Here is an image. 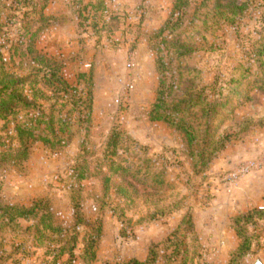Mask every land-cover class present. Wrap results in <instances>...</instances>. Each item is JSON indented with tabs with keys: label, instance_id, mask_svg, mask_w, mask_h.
Instances as JSON below:
<instances>
[{
	"label": "rangeland",
	"instance_id": "rangeland-1",
	"mask_svg": "<svg viewBox=\"0 0 264 264\" xmlns=\"http://www.w3.org/2000/svg\"><path fill=\"white\" fill-rule=\"evenodd\" d=\"M14 1L17 0H3L0 4V53L15 73L28 76L34 68L33 57L23 56L22 44L27 43L30 37L20 32L19 26L6 27ZM72 1L74 5L70 0H57L50 4L46 15L61 23L49 26L45 32L41 20H30L29 35L38 31L42 33L36 43L38 53L62 63L63 77L71 86L76 87L79 75L92 73L91 123L81 125L77 122L71 130L69 146L57 153L41 144L32 146L29 160L21 165L19 171L1 163L4 149L0 148V204L25 208H31L38 201L47 204L56 225L67 233L60 239L55 238V243L79 237L75 264H83L79 260L84 247L82 238L89 231L97 230L100 224L104 234L96 250L95 264H126L131 261L146 264L150 252L158 255V264H167L168 256L174 251L170 248L172 243L179 245L178 251H182L172 264H182L184 249L192 253L198 248L194 218L218 199L220 188H226L227 195L233 197V204L239 203L241 208L237 217L254 210L264 211V87L255 84H263L264 68L260 63H247L246 60L247 44L257 40L254 32L264 31V21L261 26L259 24L263 19L264 2L253 1L246 22L235 29V24L233 27L221 26L216 21H210L206 26L205 6L213 9L216 0H183L179 7L184 15L174 11L180 0H106L105 17H112L116 22L111 23L110 33L102 32L98 35L101 37H95L89 27L80 28L81 21L75 13L80 6L75 5L76 1L82 3V0ZM84 1L88 3L91 0ZM43 2L34 0L39 6ZM174 40L194 47L196 53L183 56L179 51V54L168 49L166 52L165 42ZM159 48L163 54L158 53ZM161 55L169 70L165 68L166 86L178 87L179 80V91L175 95L171 93L174 98L188 93L196 95L215 83L216 90L208 89L211 97L223 91L222 101L226 106L211 119V124L214 123L213 127L217 129V140H223L224 145L217 148V153H210L205 168L195 167L190 151L177 131L150 119L163 73L158 64ZM132 60L134 67L128 68ZM247 69H250V74L247 80H243L242 74ZM190 89L193 91L189 92ZM217 98L212 97L211 101ZM202 116L198 111L193 119H201ZM193 123L196 126L197 122ZM200 123H205V120ZM114 131L122 136L123 142L118 150L125 152L122 159L128 160L127 166L138 171L152 161L157 170L164 173L162 175L170 187L161 191L142 187L137 179L135 182L128 180L139 196L134 210L126 211L125 220H119L112 213L117 209L116 204H121L115 196L105 200L107 206L103 210L96 205L93 198L99 194L100 182L83 183V191L79 194H76V189L72 190V168L86 160L94 163L98 157H88L87 153L99 152ZM0 138H6L4 133L0 132ZM4 143L9 142L0 141V144ZM250 164H256L257 169L231 184L229 176L238 174ZM117 180L118 184L123 182V179ZM74 196L80 198L78 220L73 211ZM150 218L157 220L155 224L151 221L142 225L151 226L135 225ZM181 220L179 231L171 229L166 232L168 221L176 223ZM79 221L80 226L76 227ZM35 224L21 221L17 224L20 229L15 230L16 225L6 229L0 222V264L52 262L53 258L45 254L54 252L56 246L42 242L45 245L40 247L23 234ZM254 224L249 228L240 225L246 231L245 237L252 241V256L235 264H249L255 260L264 264V220H255ZM32 233L35 234L34 231ZM46 236L51 237L52 233ZM231 243L234 245L235 239ZM68 261L66 256L58 264H67Z\"/></svg>",
	"mask_w": 264,
	"mask_h": 264
},
{
	"label": "trees",
	"instance_id": "trees-1",
	"mask_svg": "<svg viewBox=\"0 0 264 264\" xmlns=\"http://www.w3.org/2000/svg\"><path fill=\"white\" fill-rule=\"evenodd\" d=\"M56 1L44 0L43 5L39 6V4L34 3V0H17L12 3L9 9L10 14L6 27L19 26V31L27 33L26 36L30 37L27 43L22 44V53L23 56L33 57L32 62L34 65L31 74L20 76L14 72V68L7 63L3 54L0 53V132L4 133L6 137L0 138V141L9 142L8 144H0V148L4 149L3 154H1V163L9 166L13 171L21 170V165H24L29 160L30 149L34 145L41 144L51 151H56V153L68 147L72 140L71 130L74 125L77 122L81 125H89L93 116L92 73L79 75L76 87L71 86L63 77L64 65L55 59L38 53L36 43L42 33L40 34V31H38L32 36L29 35L30 20H41L42 24H44L45 28H43V31L45 32H47L46 30L49 26L61 23L56 22V19L51 16L48 17L45 12L50 4ZM70 1L74 5V2ZM253 1L255 0H216L213 9L206 5V26L210 25V21H216L215 23L221 26L233 27L235 24V29L236 27H241L251 12V7L254 5ZM261 1L264 2V0ZM2 2L3 0H0V4ZM105 2L106 0H91L88 3H85L84 0H82V3L76 1L75 6H80V9L75 12L81 21L80 28L88 29L89 27L95 37H101L98 35L102 32L107 31V33H110L111 23L116 22V19L112 17L109 19L105 17L107 12ZM183 3V0L176 3L174 8L176 14H183L182 9L179 7ZM1 14L2 9L0 7V18ZM261 15L263 19L259 23L260 26L264 21V13ZM254 37H257V40L250 41L247 44L246 60L247 63L251 61L260 63L261 67L264 68V31L261 33L254 32ZM164 47H166V52L167 49L175 53L179 51L183 56L185 54L191 56L197 51L194 47L187 46L179 40L169 43L165 42ZM157 50L159 54H163L160 48ZM159 58L158 64L161 72L163 68V73L160 75L158 97L150 114V119L153 122L164 123L177 131L183 137L195 167L205 168L208 157L211 155L210 153L212 151L217 153L219 151L217 148L224 145L223 140H217V129H214V123L211 124V119L220 114L226 106V103L222 101L223 91L216 92L212 96L218 97L217 102L211 101L212 97L209 94L211 91L208 90H213L217 83L204 87L196 95L188 93L182 95V97L174 98L171 93L175 95L179 91V80L178 87H175V85L166 86L167 80L164 78L165 68L167 71L169 70L167 69L168 66L164 64L162 55ZM177 74L179 75V73ZM249 74L250 69L245 70L242 74V79L247 80ZM236 83L238 84L239 82L237 81ZM262 83L255 82L256 85L264 87V80H262ZM164 85L167 88L163 89ZM80 87L83 89H78ZM168 90H170V94ZM192 91L193 89L189 90V92ZM198 111L203 114L202 118L193 119V116ZM202 119L205 120L203 124L200 123ZM194 121L197 122L196 126L193 123ZM200 130L203 132L200 133ZM121 142H123V139L120 132L114 131L99 152L96 154L87 153L88 157H93L94 155L98 157L94 163L86 160L83 164H76L71 171L74 181L72 190L76 189V194L83 191V183L100 182L99 194L93 198L96 201V205L100 206V210H103L107 206L105 200H111L115 196L121 204H116L117 209L112 210V213L119 220H125L126 211L134 210L136 207L135 200L139 196L135 187L128 180L135 182V179H137L138 185L145 188L153 187L161 191H167L170 187L162 175L164 173L160 170L158 171L152 161H149L144 169L140 168L138 171L131 166H127L128 160L122 159L125 152L122 153L118 150ZM1 167L0 165V170ZM140 175L142 176L141 180ZM117 179H123V182L118 184ZM78 196L72 197L76 220L79 219L78 213L80 211V198ZM43 204V201H38L31 208H25L20 205L6 206L5 204H0V222L6 229L16 225L15 230L20 229L17 224H20L21 221H26L27 223L35 222L34 226H31L23 233L24 236L34 240V244H40V247L45 245L42 242H47L57 248L54 252H46L45 254L46 257L49 255L53 258L52 262L42 261V264H58L66 256L69 257L67 264H75L78 260L75 252L79 245V237L75 236L67 241L55 243V238L60 239L67 233L63 231L61 226L56 225L55 217L50 212L49 206ZM157 204L155 205L157 206ZM117 212L119 216H117ZM255 220L263 221L264 211L254 210L246 216L237 217L233 220L232 229L241 243L238 245L237 250L230 255V264H235L236 261L252 256V241L245 237L246 231L244 227L240 228V225L244 224L245 228H249L255 226ZM151 221L156 222L157 220L150 218L145 221H139L135 225L142 226L144 223ZM79 226L80 221L76 227ZM48 233H52V236H46ZM103 234V226L100 224L97 230L89 231L82 238L84 247L79 260L83 264H95L97 262L96 250ZM172 245V247L170 245V248L174 249V251L168 256L167 264L174 263V259L181 251H178L179 245L177 246L174 243ZM165 253L168 254L167 251ZM198 253L197 249L192 253L187 248L184 249L181 263L195 264L199 258ZM25 255L28 256L27 254ZM157 261L158 255L155 252H150V259L146 264H158ZM126 264L140 263L131 261ZM236 264H239V262Z\"/></svg>",
	"mask_w": 264,
	"mask_h": 264
},
{
	"label": "crops",
	"instance_id": "crops-1",
	"mask_svg": "<svg viewBox=\"0 0 264 264\" xmlns=\"http://www.w3.org/2000/svg\"><path fill=\"white\" fill-rule=\"evenodd\" d=\"M218 193V199L207 210L200 212L193 221L199 242L197 244L199 258L195 264H228L230 255L237 250L239 245L238 238L232 229V222L238 216L241 207L238 206L239 203L233 204V197L227 195L225 187L220 188ZM182 221L176 223L168 221L166 232L171 229L173 232L178 230ZM172 231L170 233H173ZM233 239L236 241L234 245L231 243Z\"/></svg>",
	"mask_w": 264,
	"mask_h": 264
},
{
	"label": "built area",
	"instance_id": "built-area-1",
	"mask_svg": "<svg viewBox=\"0 0 264 264\" xmlns=\"http://www.w3.org/2000/svg\"><path fill=\"white\" fill-rule=\"evenodd\" d=\"M133 67H134V64H133V60H132V63L128 66V68H133ZM128 87L130 88L129 85H128ZM257 167L258 166L256 164H250L249 166L242 168L238 174L230 175L229 176L230 177L229 178L230 183L234 184L238 178H242V177L247 176L251 171H253L254 169H257Z\"/></svg>",
	"mask_w": 264,
	"mask_h": 264
},
{
	"label": "water",
	"instance_id": "water-1",
	"mask_svg": "<svg viewBox=\"0 0 264 264\" xmlns=\"http://www.w3.org/2000/svg\"><path fill=\"white\" fill-rule=\"evenodd\" d=\"M249 264H263L261 260H255L254 262L252 263H249Z\"/></svg>",
	"mask_w": 264,
	"mask_h": 264
}]
</instances>
